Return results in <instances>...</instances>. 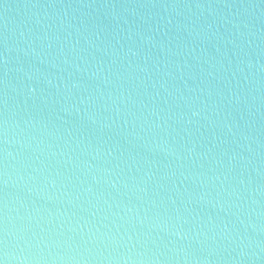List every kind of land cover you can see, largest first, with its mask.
<instances>
[{
	"label": "water",
	"instance_id": "95a60500",
	"mask_svg": "<svg viewBox=\"0 0 264 264\" xmlns=\"http://www.w3.org/2000/svg\"><path fill=\"white\" fill-rule=\"evenodd\" d=\"M0 197L5 264H264V0H0Z\"/></svg>",
	"mask_w": 264,
	"mask_h": 264
},
{
	"label": "snow or ice",
	"instance_id": "6c2138e0",
	"mask_svg": "<svg viewBox=\"0 0 264 264\" xmlns=\"http://www.w3.org/2000/svg\"><path fill=\"white\" fill-rule=\"evenodd\" d=\"M0 200H2V197H0ZM0 235H6V227L4 226L3 222L0 221ZM6 240L0 239V246L6 247ZM0 251H3V248L0 247ZM6 256V252L4 253ZM0 264H5V259L3 257H0Z\"/></svg>",
	"mask_w": 264,
	"mask_h": 264
}]
</instances>
